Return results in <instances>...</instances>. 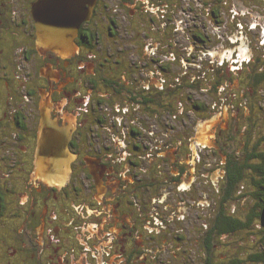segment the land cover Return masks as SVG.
<instances>
[{"label":"flooded vegetation","instance_id":"flooded-vegetation-1","mask_svg":"<svg viewBox=\"0 0 264 264\" xmlns=\"http://www.w3.org/2000/svg\"><path fill=\"white\" fill-rule=\"evenodd\" d=\"M190 1L193 27L187 0H98L63 54L38 42L37 0H0V264H133L151 249L161 264H181V252L169 249L182 247L175 224L186 218V185L182 172L172 167L169 178L161 164L182 148L171 127L196 89L182 79H211L203 64L219 76L218 46L203 38L218 25V0ZM204 53L215 63L192 71L188 61L198 66ZM43 94L52 117L73 124V172L62 186L34 172ZM153 159L158 173L149 176ZM167 222L175 238L166 245ZM213 246L205 244L209 254Z\"/></svg>","mask_w":264,"mask_h":264},{"label":"rangeland","instance_id":"rangeland-1","mask_svg":"<svg viewBox=\"0 0 264 264\" xmlns=\"http://www.w3.org/2000/svg\"><path fill=\"white\" fill-rule=\"evenodd\" d=\"M184 4L187 8L184 20L188 27H193L195 21L190 19L195 15H192L194 11L190 12V9L197 5L190 0ZM217 18L218 25L207 26L209 32H203V38H210L211 46H218L219 76H214L208 65L203 64L202 67L210 73L211 79L197 78L190 81L187 75L182 79L187 88L196 86L192 98L188 97L189 101L185 103L186 111L182 114L181 124L175 123L171 127V140L175 136L176 140L181 139L182 148L176 147L177 151L181 150L179 154L174 153L175 147L170 149L171 154L164 153L166 157L161 164L165 167L164 175L169 178L174 176L171 173L172 167L176 170L175 174L182 172L183 185H186L183 186L186 190L180 192L185 195L186 200L179 202L181 210L186 212V218L183 217L181 224H175L177 227L182 226V247L179 250L171 245L169 251L181 252V264H206L210 257L213 264H231V261L236 262L233 264H264L253 258L264 252V217L259 215L263 208L261 199L264 197L259 195L261 190L258 184L264 179V173L261 172V169L264 170V77L258 83L254 80L257 73L264 72V0H218ZM185 33L183 31L182 35H177L182 43L188 41L183 38ZM189 56L194 57L193 54H188ZM210 59L214 64V57L204 53L196 61L199 64ZM191 60L186 64L192 71H203L200 64L194 65ZM234 81L235 86L232 87ZM225 107L229 108L230 120L227 122L229 118H221L217 126L220 123L223 125L220 124L217 131V126L214 127L215 145L202 144L197 136V123L220 113ZM141 141L149 144L148 141ZM141 159L144 160L142 157ZM153 161L148 165L149 176H156L158 173L155 170L158 160ZM236 161L243 166L244 175L235 182L232 197L223 201L228 185L230 186L232 179H237V173L230 170L231 162ZM176 162L180 164L176 165ZM154 164L156 166H151ZM214 172H217L216 176ZM150 191L152 194L156 193ZM170 203L172 204L165 211L166 215L170 214L168 210L174 209V202ZM222 207L225 215L242 221L244 225L231 232L215 231L214 224ZM155 225L159 227L161 223ZM147 226L150 228L148 224ZM94 227H89L92 233L96 232ZM129 229L134 230L131 227ZM161 233L165 235V244L175 238L173 226L169 222L164 224ZM208 236L211 237L209 243L214 245L212 254L205 248V244L209 245L206 241ZM158 240L156 238L153 243L160 248L162 240L159 244L156 243ZM162 252L160 253L163 254ZM147 253L148 257H140L131 263L161 264L154 249ZM165 256L167 254L163 255V259Z\"/></svg>","mask_w":264,"mask_h":264},{"label":"water","instance_id":"water-1","mask_svg":"<svg viewBox=\"0 0 264 264\" xmlns=\"http://www.w3.org/2000/svg\"><path fill=\"white\" fill-rule=\"evenodd\" d=\"M98 0H37L38 42L51 50L68 54L76 46L80 24L90 19ZM52 103L41 100V120L35 155V176L54 186L65 185L72 176L75 154L69 148L73 124L61 126L51 115Z\"/></svg>","mask_w":264,"mask_h":264},{"label":"trees","instance_id":"trees-1","mask_svg":"<svg viewBox=\"0 0 264 264\" xmlns=\"http://www.w3.org/2000/svg\"><path fill=\"white\" fill-rule=\"evenodd\" d=\"M264 77V72L263 73H257L255 76H254V80H255V82L256 83H258L262 78ZM237 79H235V81H236ZM235 81H234V83H233V85H232V87H234L235 85ZM226 108V110L228 109L229 110V108L228 107H225ZM225 108L223 109V111H221L220 113H224V111H225ZM219 112H217L215 115H213V116H210V118L209 119H204V120H200L198 123H197V133H198V131H199V127L202 125V124H204V123H207V122H209V121H212L214 118H216L219 114H220ZM230 114H229V119H228V121L227 122H229V120H230ZM220 124H222V123H220ZM219 124V125H220ZM218 125V126H219ZM223 125V124H222ZM218 126L215 128L216 129V131H217V129H218ZM227 126H228V123H227ZM216 131H215V133H214V137L216 136ZM216 143V142H215ZM215 145V144H214ZM170 153H171V151H170ZM233 165H235V167L233 166ZM258 170H259V168H257ZM230 170H232L231 172H236L237 173V179L236 180H233L232 179V182H231V184H230V186L228 185V188L226 189V194H225V196H224V199H223V201L224 200H227V199H230L231 197H232V195L234 194L233 192V190L235 189V182L236 181H238V179L239 178H242V176L244 175V170H243V166H240L239 165V163H237V161L236 162H231V165H230ZM261 172L262 173H264V170H262L261 169ZM219 173H220V169H219ZM217 175V172H214V176H216ZM258 184H259V189L261 190V193H259V195L260 196H263L264 197V179L263 180H261L260 182H258ZM261 201H263V203L261 204V205H263L262 207V209H261V212H260V216L261 217H264V199H261ZM223 207H224V205H223ZM222 207V209H221V211H220V213H219V216H218V218L216 219V222H215V224H214V229H215V231H219L220 233H225V232H231V231H234V230H237L238 228H240V227H242L243 225H244V223L242 222V221H239V220H236V219H232L231 217H229V216H227V215H225V212H223L224 210V208ZM207 240L208 241H210L211 240V237L210 236H208L207 237ZM253 258L255 259V260H259V261H262V262H264V252H261V253H258V254H256V255H254L253 256ZM232 263L231 264H233V263H236L235 261H231ZM206 264H213V260H212V258L210 257L208 260H206Z\"/></svg>","mask_w":264,"mask_h":264},{"label":"bare ground","instance_id":"bare-ground-1","mask_svg":"<svg viewBox=\"0 0 264 264\" xmlns=\"http://www.w3.org/2000/svg\"><path fill=\"white\" fill-rule=\"evenodd\" d=\"M228 119L229 118V113L228 110H225V112L222 114V116H217L214 118L212 121H209V123H204L202 124L198 129L197 136L199 140L202 143H205L204 145H212L214 143V127L217 126L218 121L221 119ZM209 119V118H208ZM205 121V120H204ZM201 122V121H200ZM212 134V135H211ZM107 223V222H106Z\"/></svg>","mask_w":264,"mask_h":264}]
</instances>
